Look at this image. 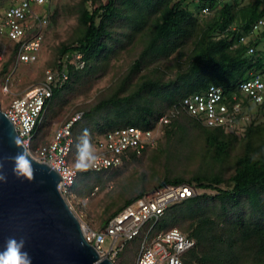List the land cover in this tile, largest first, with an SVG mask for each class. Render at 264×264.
Returning a JSON list of instances; mask_svg holds the SVG:
<instances>
[{"label":"trees","instance_id":"obj_1","mask_svg":"<svg viewBox=\"0 0 264 264\" xmlns=\"http://www.w3.org/2000/svg\"><path fill=\"white\" fill-rule=\"evenodd\" d=\"M260 19H264V4L257 0H83L79 8L81 35L75 45L60 48L53 66L57 70L67 65L70 79L65 85L54 87L48 111L66 90H75L93 77L100 65L133 41L138 39L143 45L122 85L125 87L133 75L144 70L135 91L123 97L116 93L82 112L81 120L73 129L71 161L74 154L80 159L82 153L91 150L100 138L115 129L155 128L159 119L178 107L184 98L204 93L212 85L222 87L230 101L236 96L242 103V115L249 120L240 134L230 133L223 127H208L186 113L161 127V139L171 138L176 132L186 133L190 126L198 128L208 146L216 150V162L229 156L233 145L239 139L242 141L232 175L166 178L153 188L189 184L197 190L195 197L177 203L176 210L168 208L156 232L179 229L196 241L195 249L188 256L196 253L212 264H264V124H257L264 103L251 102L239 90L242 82L264 73V48H261L264 27L254 38H249L254 54H249L248 46L240 42L241 36H249ZM8 42L12 44L8 51L10 58L1 75L7 74L14 60L17 61L20 47ZM74 54L82 56L84 68H80V60ZM173 54H176V63L169 70L174 72L176 68L177 72L168 77L163 70L165 65L161 64ZM102 110H108L109 115L99 118L97 114ZM95 134L101 135L96 142ZM161 139L140 157L160 149ZM140 157L130 152L123 158L122 166ZM116 169L102 172L81 169L72 189L78 192L81 181L86 180L84 193L91 194L92 177L103 180ZM153 189L143 186L137 195L112 212L103 225ZM200 190L214 194H201ZM170 218L174 223L162 227ZM135 240L139 244L142 241Z\"/></svg>","mask_w":264,"mask_h":264},{"label":"built area","instance_id":"obj_2","mask_svg":"<svg viewBox=\"0 0 264 264\" xmlns=\"http://www.w3.org/2000/svg\"><path fill=\"white\" fill-rule=\"evenodd\" d=\"M257 1L264 4V0ZM52 3L53 0H14L10 6L0 11V38L20 45L18 63L33 64L38 61L49 25ZM37 6L46 7V13H39ZM263 27L264 19H260L249 36L240 38V42L248 46L251 55L255 53V48L251 47L249 38H254ZM4 52L5 50L0 49V54ZM74 56L80 60V68H84L82 56ZM69 79L67 65L57 70L49 69L43 83L15 97L4 112L16 127L19 140L29 154L58 172L61 178L58 189L70 206L68 196L72 193L81 169L107 171L122 166L123 158L128 157L130 152L140 157L145 150L157 144L161 137V127L181 113L195 117L208 127H223L227 131H235L249 120L248 116L242 115L243 106L236 96L230 101L222 87L212 85L204 93L184 98L178 107L162 116L153 129L131 126L106 133L91 150L82 153L79 159L81 163L74 165L70 160L74 145L73 129L81 120L82 112L64 124L51 142L34 146V140L44 125L54 87L65 85ZM239 90L251 102L264 103V73L242 82ZM196 195L197 190L189 184L165 185L153 189L114 216L104 228L95 229L81 221L85 238L102 259L110 258L114 263L119 252L124 250L126 242L141 238L136 264H186L185 258L195 249L196 241L177 228L156 232V226L171 204ZM107 237L113 239L108 252L103 249ZM120 241L122 244L117 248Z\"/></svg>","mask_w":264,"mask_h":264},{"label":"rangeland","instance_id":"obj_3","mask_svg":"<svg viewBox=\"0 0 264 264\" xmlns=\"http://www.w3.org/2000/svg\"><path fill=\"white\" fill-rule=\"evenodd\" d=\"M12 2L13 0H0V11L10 6ZM82 2L83 0H53L50 6L49 25L38 61L33 64H22L14 60L8 73L4 75H1V72L5 63L9 61L8 51L11 50L12 44L0 38V49L5 50L4 54H0L2 57L0 59V105L3 110L15 97L43 83L47 71L53 69L59 58V50L62 46L75 45L74 42L82 32L79 26V8ZM45 8L37 6L36 10L44 15L47 11ZM142 46L140 40L133 41L124 51L100 65L99 71L93 77H89L75 90H66L57 103L47 111L44 125L34 140V146L51 142L55 133L77 113L91 110L102 100H108L116 93L122 97L133 93L144 70L133 75L131 81L126 82L125 87L122 88V85L134 62L139 58ZM261 48H264V44ZM175 63L176 54L162 61L161 65H165L163 70L168 77H172L177 72L176 68L173 69L174 72L169 70V67ZM108 115V110H102L97 114L99 118ZM258 116L257 124H264V111L259 110ZM246 122H243L237 130H228V132L240 134ZM100 136L95 134L94 141L96 142ZM241 142L239 139L230 149L229 156H225L221 162H216L214 159L216 150L208 146L204 133L198 128L190 126L186 133L176 132L171 138L163 136L160 149L151 150L140 158L129 160L122 167L105 176L103 180L92 177L89 181L91 182L89 186L93 187L91 194L84 193V185L87 186V184L86 180H82L78 192L72 189V193L68 196L71 207L82 222L95 229L104 228L103 222L106 218L127 199L137 195L143 186L153 189L162 180L174 177L187 179L197 175L210 176L214 173L224 174L226 177L232 175L236 159L241 153ZM71 163L78 165L81 162L74 154ZM199 192L214 194L212 191L205 190ZM177 206V204L170 205L174 210ZM173 223L174 221L170 218L161 226L168 227ZM179 228L184 230L181 226ZM112 241L111 237H107L103 245L106 252L109 251ZM121 244L120 241L117 248ZM125 246L126 248L115 259V264H136L139 240L126 242ZM185 263L212 264V261L193 253L185 258Z\"/></svg>","mask_w":264,"mask_h":264},{"label":"water","instance_id":"obj_4","mask_svg":"<svg viewBox=\"0 0 264 264\" xmlns=\"http://www.w3.org/2000/svg\"><path fill=\"white\" fill-rule=\"evenodd\" d=\"M0 175L6 177L0 181V250L15 237L25 241L31 264H115L87 242L81 220L58 189L60 175L29 154L1 105Z\"/></svg>","mask_w":264,"mask_h":264},{"label":"clouds","instance_id":"obj_5","mask_svg":"<svg viewBox=\"0 0 264 264\" xmlns=\"http://www.w3.org/2000/svg\"><path fill=\"white\" fill-rule=\"evenodd\" d=\"M27 178H33L31 172L27 174ZM0 181H6V177L0 175ZM24 247L23 239L17 240L15 237H9L4 248L0 250V264H31V257L24 251Z\"/></svg>","mask_w":264,"mask_h":264}]
</instances>
